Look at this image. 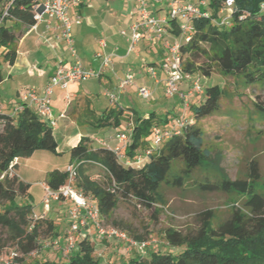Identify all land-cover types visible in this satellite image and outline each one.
Returning <instances> with one entry per match:
<instances>
[{"label":"trees","instance_id":"1","mask_svg":"<svg viewBox=\"0 0 264 264\" xmlns=\"http://www.w3.org/2000/svg\"><path fill=\"white\" fill-rule=\"evenodd\" d=\"M205 1L209 17L191 19L192 36L179 50L183 72L208 78L216 68L221 75L241 80L247 87L264 83V10L260 8L264 0H233V12L224 26L213 22L220 17L218 11L224 0ZM34 6L35 0H0V48L5 49L2 58L9 65H13L16 58V36L7 21L32 26ZM170 26L169 32L178 37L177 24L170 22ZM195 55L203 59L201 64L191 59ZM2 81L0 69V83ZM202 90V95L195 97L184 109L190 112V118L181 115L169 120L158 118L155 112L145 118L127 115L126 127L131 123L132 131L123 154L130 161L150 147L153 127H161V124L168 127L175 118L185 122L179 135L163 141L140 165L119 162L111 150L100 144L91 147L93 141L88 137H80L69 149V165L75 167L76 173L73 187L81 195L90 197L103 218L111 216L120 200L152 209L161 202L162 186L181 189L195 170L212 171L218 177L213 183L200 184L203 192H221L242 199L244 210L233 209L231 217L216 226L212 213L205 211L198 228L193 231L165 230L168 252H160L157 248L145 254L136 251L120 264H264V196L258 189V164L251 160L246 177L230 180L219 167L218 160L211 158L210 151L203 147L204 132L197 122L217 113L222 98L228 95L216 84H208ZM255 107L264 120V107L259 104ZM121 116L122 111L109 109L95 123L97 127L118 128ZM56 150L53 129L33 109L24 107L16 114H0V176L18 158H28L38 151L56 155ZM91 167H98L106 181L92 179ZM67 180L65 168L49 172L45 183L52 191H57ZM29 187L17 176L0 180V204L7 203L0 209V259L3 251L12 246L17 257L11 264H21L23 258L39 250L42 226L57 237L50 220L39 217L34 221L30 205L15 204L17 197L29 196ZM172 249L179 251L172 253ZM93 253L90 238L81 235L65 261H35L32 264H101Z\"/></svg>","mask_w":264,"mask_h":264},{"label":"rangeland","instance_id":"2","mask_svg":"<svg viewBox=\"0 0 264 264\" xmlns=\"http://www.w3.org/2000/svg\"><path fill=\"white\" fill-rule=\"evenodd\" d=\"M190 1L197 3L196 0ZM123 5L127 4H122L121 7ZM102 9L108 8L102 5ZM122 9L114 8V15L118 19L123 16ZM201 9L202 11L206 10L203 6ZM114 23L118 24L116 18H114ZM191 59L198 64L203 62V59L196 55L191 56ZM199 76L203 89L208 84H216L223 88L225 94L228 95L222 98L220 109L217 113L197 122V125L204 132L203 147L210 151L212 159L218 160L219 167L230 180L246 177L249 172V162L255 160L260 173L258 189L264 196V120L255 107V104L264 107V83L247 87L243 85L241 80L236 81L233 77L221 75L216 68L211 70L208 78H202L201 74ZM144 85L148 90H151L153 86H159L158 93H153L154 95H151L149 100H143L137 97L135 93L127 94L121 99L122 103H124L123 105H130L142 111L155 109L157 117L162 118L165 116L160 113L162 107L166 104L170 105V107L174 105L170 110L171 116L168 115L167 119L171 120L173 116L179 117L181 115L190 118V112L184 110L185 108L181 106L178 96L172 98L163 96L162 84L155 85L150 77L145 76ZM74 87L78 88L79 92L87 94L83 100V102L87 101V103L79 107L81 120L77 124L74 123L72 131L69 133L73 134L77 131L81 135H93L96 139H107L109 135L114 134L112 127H97L95 122L98 115L104 113L105 107L111 104L109 103L110 99L102 95L103 92L107 91L105 93H111L119 99L120 95L117 94L118 91L116 89L111 90L109 86H105L102 81L100 82L96 78L76 84ZM65 94L66 92H62L61 96L64 97ZM4 97L2 95L3 99H5ZM154 99L158 100L156 105L151 103ZM193 100L195 99H190L188 106L191 105ZM88 104L89 107H87ZM151 104L154 106L153 108H149ZM51 107L54 112L56 110L64 111L67 109L62 102L57 105L56 103H52ZM192 121L194 120L192 119ZM60 124L61 121H57V127L53 129V136L58 145V151L61 154L57 153L54 155L47 151L35 152L28 163L24 164L25 167L22 165L23 170L25 169V171L29 172L28 176L31 179L43 182V178L39 180L38 173L31 172V169L32 171H37L38 169H41V171L63 170L69 164V153L62 141L63 137L61 136L63 135L60 134ZM161 127H163V124H161ZM92 141L91 147L97 146L93 139ZM89 174L94 180L100 182L106 181L103 172L98 167H91ZM217 178L216 173L212 171L202 173L200 170H195L190 179L185 181L181 189L162 186L160 189L161 202L153 205L152 209L143 206L136 207L133 202L120 200L117 208L109 218L101 217L102 228L104 231L114 229L124 232L133 241H136L134 238H139L140 241L136 242L143 245L145 253L149 250H154V248H157L160 252H168L169 248L164 238L165 230L174 229L182 233L193 231L198 228L201 214L205 211L212 213L214 218L213 225L216 226L218 223L228 220L231 217L233 209L238 207L244 210L242 208V199L234 195L223 194L221 192L206 193L200 189V184L213 183ZM29 193L27 198L17 197L15 204L18 206L30 205L34 221L39 217L50 220L56 229L57 237H53L55 235L48 232L45 226H42L38 240L40 245L39 250L35 255L23 258L21 264H32L35 261L40 263L65 261L67 255L63 254L62 250L66 246L65 237L70 226L69 212L73 209V206L69 209L67 205L55 203L61 200L52 201L49 204L47 216L36 215L42 209L40 199L42 200L41 196L43 197V188L41 183L34 182L31 184ZM53 202L54 204H52ZM4 204L7 203L2 202L0 209H2ZM57 230H59V233H57ZM61 233L62 236L59 237ZM84 234L90 238L94 248L93 254L100 260L101 264H120L127 260L130 255H135L137 251L116 238L104 237L100 239L92 227L80 230L74 235L75 241L77 242L79 236ZM55 242L56 244L54 245ZM14 250L15 248L12 246L5 249L3 251V261ZM177 251L179 249L171 250L172 253Z\"/></svg>","mask_w":264,"mask_h":264},{"label":"built area","instance_id":"3","mask_svg":"<svg viewBox=\"0 0 264 264\" xmlns=\"http://www.w3.org/2000/svg\"><path fill=\"white\" fill-rule=\"evenodd\" d=\"M83 0H35L33 8L34 24L31 26L35 29L36 25L41 22H46L47 25L51 21L57 22L55 29L60 31V39L64 42L67 52L70 55V61L67 65L63 64L62 59L54 68L52 76L48 82L38 92L34 89H28L21 93L20 103L17 105L13 114L21 112L24 107H29L35 111L37 115L44 119L46 124L52 129L56 127L57 120L54 118L51 107V100L55 89L66 90L70 84L83 83L92 78H98L103 72V69L110 65L111 58L109 56L97 53L96 57L100 59V66L97 71L89 70L83 67L80 59L76 55L74 40L72 36V25H79L81 19L78 16L70 17L69 11L73 7H77ZM136 4L137 19L128 27V30L121 32L122 36H127L129 39L128 53L134 52L138 43L146 39L150 43L162 41L167 35V27L170 22H175L179 29V35L173 43L165 40L163 45L166 51L163 62L160 66V71L163 73V79L160 80L158 72L155 67L148 66L145 73L150 77L155 85L162 83L163 94L166 98L178 96L183 108H187L189 101L192 98L202 95L203 90L200 84V78L197 75L191 76L182 70V58L180 55V47L182 43H187L193 33L191 19L194 17L208 18L209 13L202 11L201 7L206 6V1L201 0L197 3L181 2L180 0H153L154 3L159 4L165 9L163 17H157L150 11L148 0H133ZM233 0H224L223 5L220 7L218 13L221 18L213 20L218 26L228 24V20L233 12ZM264 10V4L260 7ZM100 45L104 47V42L100 41ZM134 74L128 70L123 77L118 81L117 91L122 92L126 87L134 86ZM183 84H188L189 87L186 91L181 90ZM137 96L143 100H149L151 91L146 87H138L136 90ZM106 96L110 102H115V96L107 93ZM67 105L69 104L68 97L65 98ZM65 114L60 113L58 119L64 118ZM182 118H175L171 121L168 127H153L151 130V143L150 147L144 152L138 154L133 161L126 160L123 152L129 145L130 135L132 131V124L129 123L125 131L118 132L115 135L117 146L109 147L106 142L97 140L98 144L111 150L119 162L128 165H140L143 161L150 156L160 144L172 135H179L182 127L184 126ZM15 160L11 162L8 168L0 176L3 178H13L16 176ZM68 173L67 182L61 186L57 191H52L46 184L42 185L43 197L42 205L48 209L50 202L58 200H69L73 204V209L69 212L70 226L65 237V248L62 250L63 254L68 255L76 246L75 236L80 230L92 227L97 236L102 239L116 238L119 241L125 242L130 248L137 250L139 253L144 254L143 245L136 241L130 240L124 232L110 229L104 231L101 225V216L98 208L89 197H85L76 192L73 187L74 178L76 176L75 167L68 165L66 167ZM86 235V234H84ZM56 242L54 243V245ZM36 252L30 253L35 255ZM17 257V252H11L9 257L3 261L0 259V264H10L13 259Z\"/></svg>","mask_w":264,"mask_h":264},{"label":"crops","instance_id":"4","mask_svg":"<svg viewBox=\"0 0 264 264\" xmlns=\"http://www.w3.org/2000/svg\"><path fill=\"white\" fill-rule=\"evenodd\" d=\"M180 1L192 2L190 0ZM148 3L151 13L155 16L163 17L165 15V9L162 6L154 3L153 0H148ZM122 4L127 5L121 7ZM102 5L107 6L108 9H102ZM114 8H123V16L120 19L114 15ZM218 14L220 15V13ZM69 15L71 18L78 16L81 19L79 25H72V36L76 55L84 68L97 71L100 66V59L96 57V54L101 53L102 55L109 56L111 58V63L105 67L100 76L96 78L98 81H102L103 84L109 86L111 90H117L118 81L128 70L134 74L135 79L134 86L126 87L122 92H118L117 94L120 95L119 99L115 96V102L111 103L109 101L112 105L110 104L104 109V112L109 109L122 111L120 126L118 128L109 126L114 129V134L109 135L107 139H96L93 135H81V133L77 131L70 134L69 132L72 131L74 123L77 124L78 121L81 120L79 114L81 111L79 107L87 103V101L83 102L87 94L79 92L78 88L74 87V85L79 83L70 84L64 91L55 89L54 93L55 91L56 93H53L54 97L52 96L51 106L52 103H56L57 105L62 102L67 108L64 111L56 110V112L52 109L54 118H56L57 121H61L60 134L63 136L60 134L59 136L63 137L62 141L68 150L67 152L77 144L80 137L93 139L96 145H98L97 140H102L106 142L109 147L113 148L118 145L115 140V135L126 128L128 114L133 116L138 115L144 118L151 112H155L156 114L155 109L142 111L130 105H123L124 103H122L121 99L130 93H135L137 95V88L145 87L144 78L145 76L148 77L145 70L148 66L155 67L158 72V77L160 80L163 79V73L160 71V66L166 54L163 43L165 40H168L169 43H173L177 37L169 32L171 26H168L167 35L162 41L152 44L146 39H143L135 47L134 52L128 53L129 39L127 36H122L121 32L128 30V27L137 19L136 4L133 0H83L79 6L70 9ZM114 18L118 20L119 25L114 23ZM56 24L57 22L55 21H51L49 25H47L46 22H41L33 29L31 26L26 27L20 22L12 20L7 21V26L12 29L16 36V42L14 44L16 58L13 65L4 62L2 54L5 49L0 48V69L3 76V81L0 83V114L12 115L14 108L20 103L21 93L25 90L34 89L39 92L52 76L58 59H62L64 65H67L68 61H70L71 58L66 50L65 44L60 39V31L55 29ZM100 41L104 42V47L100 45ZM145 58L148 61H146ZM158 87L159 86H153L151 90H149L152 95L158 93ZM188 87V84H183L181 90L186 91ZM62 92H66L64 97L61 96ZM105 92H103L102 95L107 97V93ZM2 95L5 96V99L2 98ZM66 97L69 99L68 105L65 100ZM151 103L156 105L158 100L154 99ZM152 104L149 105V108L154 107ZM87 107H89V104ZM173 107L174 105L170 107V105L166 104L162 107L160 113L168 118L167 116L170 115V110ZM60 113H64L65 117L58 119ZM100 116L101 114L98 115L97 119ZM56 151L61 154V152L58 151V145ZM34 154L28 158H24L25 160L16 159L14 167L18 180L28 184L30 187L34 182L41 183V186L46 184V175L51 172L47 170L41 171V169L38 168L37 171L30 170L31 172L38 173L39 180L43 178V182L36 181L28 176L29 172L25 171V169L23 170L22 165L24 166L25 163H28L29 159H31ZM63 170H65V168ZM30 187L28 192H30ZM55 203L67 205L69 209L73 206L69 200H61ZM52 204H54V202ZM48 211L49 207L45 209L42 205L41 211L36 215L47 216ZM57 233H59V230H57ZM61 236L62 233L59 237Z\"/></svg>","mask_w":264,"mask_h":264}]
</instances>
